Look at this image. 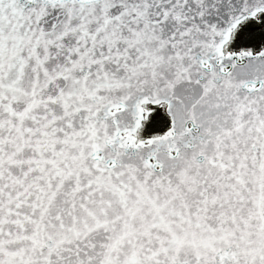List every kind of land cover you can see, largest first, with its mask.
<instances>
[{
    "label": "snow or ice",
    "instance_id": "snow-or-ice-1",
    "mask_svg": "<svg viewBox=\"0 0 264 264\" xmlns=\"http://www.w3.org/2000/svg\"><path fill=\"white\" fill-rule=\"evenodd\" d=\"M0 264H264V0H0Z\"/></svg>",
    "mask_w": 264,
    "mask_h": 264
}]
</instances>
